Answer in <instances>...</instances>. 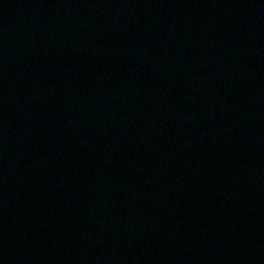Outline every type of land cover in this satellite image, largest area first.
Returning a JSON list of instances; mask_svg holds the SVG:
<instances>
[{"label":"water","instance_id":"water-1","mask_svg":"<svg viewBox=\"0 0 264 264\" xmlns=\"http://www.w3.org/2000/svg\"><path fill=\"white\" fill-rule=\"evenodd\" d=\"M0 264H264V0H0Z\"/></svg>","mask_w":264,"mask_h":264}]
</instances>
